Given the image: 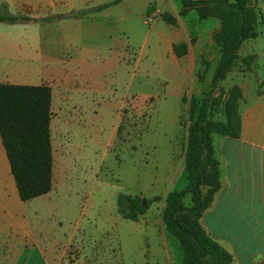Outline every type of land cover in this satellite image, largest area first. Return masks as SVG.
Wrapping results in <instances>:
<instances>
[{
    "label": "rangeland",
    "instance_id": "obj_1",
    "mask_svg": "<svg viewBox=\"0 0 264 264\" xmlns=\"http://www.w3.org/2000/svg\"><path fill=\"white\" fill-rule=\"evenodd\" d=\"M12 1L14 4L10 7ZM50 1L0 0V6L6 4L11 14L32 18L56 16L53 12L67 9V5L60 7ZM114 1L89 0L94 7ZM247 3L260 13L263 22L257 26L258 37L245 41L238 55H255L256 60L251 71L238 63L221 82L214 92L216 111L213 121L223 119L221 107L232 91L237 89L239 92L234 93L238 97L239 111L243 106V93L251 99L262 86L264 0H247ZM117 4L102 13L81 14L87 9L83 8L69 20L58 17L50 23L34 22L15 27L0 23L1 29L14 27L5 32L0 30L3 44L30 43L38 36L43 40L44 55L51 54L53 50L56 56H75V64L80 47L90 52L82 59L78 58L92 76L87 80L89 86L82 92H74L80 86L77 65L72 67L76 74L68 69L65 79H57L54 69L50 74L45 68V78H48L45 80L53 84L50 129L54 190L64 186L66 174L73 172L74 178L72 186L63 187L59 193V212L61 215L65 213L61 218L64 228L59 233L53 232L52 224L33 229L34 236H41L45 242L51 237L64 238L63 234L67 237L69 226L77 218L80 219V229L84 230L80 235L94 238L108 226H119L123 221L117 213L119 194L143 192L141 184L149 180L162 183L161 189L170 188L168 176L171 173L177 178L175 188H181L186 177L183 159L189 99L193 97L201 102L211 84L221 56L220 48L214 44L211 35L220 20L213 14L200 20L195 11L179 17V0H150L149 3L135 0V4L122 0ZM150 5L154 12L147 17L146 9ZM163 14L176 18L177 24L170 26L165 23L161 17ZM66 31L73 32L72 44L73 47L76 45L70 50L64 46L63 34ZM73 34L79 35L75 38ZM203 62L207 63L206 66ZM94 107L98 108L95 114L92 111ZM118 115L117 139L109 146L110 131ZM144 194L145 202L150 200L149 194ZM15 199L10 212H6L10 218L0 212V264L5 261L3 243L19 234L12 220L25 217L21 215H25V204L20 205L17 194ZM184 203L190 207L189 197ZM66 205H69L70 212L63 210ZM51 208L52 205L43 206L38 219L47 223ZM156 208L151 212L158 218ZM173 243L178 245L176 240ZM90 246L98 255L99 245L92 242L88 248ZM171 251L175 254L173 244ZM28 264L39 262L30 259Z\"/></svg>",
    "mask_w": 264,
    "mask_h": 264
},
{
    "label": "crops",
    "instance_id": "obj_2",
    "mask_svg": "<svg viewBox=\"0 0 264 264\" xmlns=\"http://www.w3.org/2000/svg\"><path fill=\"white\" fill-rule=\"evenodd\" d=\"M124 1L135 4V0ZM142 1L150 2V0ZM13 2H10V7L13 6ZM50 2L60 7L67 5V9L53 12L59 15L60 20H69L62 18L63 14L71 11L77 13L80 9L94 7L89 0H52ZM14 27L0 28V30L5 32ZM219 27L218 22L212 35ZM66 32L63 34L64 46L70 50L76 45L73 47L72 44L73 32ZM78 35L73 34V37L76 38ZM1 36L0 33V84L47 85L52 91L53 84L45 80L48 79L45 78V68H48L50 74L54 69L57 79H65L63 77L66 71L70 69L75 73L72 67L77 65L80 86L74 92H82L84 87L89 86L87 80L92 79V76L85 71L82 60H79L86 56V53H90L89 50L80 47L78 50L80 54L77 56L79 59L77 58V64H75L73 60L75 56H56L53 50L51 54L44 55L43 40L38 36L30 43L25 42L19 45L3 44ZM260 83L261 89L255 96L253 95V98L250 99L246 93H243V106L239 110L241 116L239 138L232 139L219 134H214L212 137L213 148L219 162L220 189L215 194L211 206L203 213L201 224L210 237L233 257L231 264H264V79H261ZM97 110V107L92 109L94 114ZM119 118L118 115L110 131L109 146L113 145L117 139ZM168 178L171 180L170 188L161 189L162 183H158L157 180L143 181L141 184L143 192L129 195L144 198L145 192L149 194L150 199L159 196L164 198L170 191L180 190L186 185L185 178L183 186L176 189L178 185L176 175L171 173ZM73 180V172L66 174L63 177V187H71ZM62 188L54 190L52 185L48 194L26 203L21 202L17 195L20 205L26 206H23L26 208L25 215L21 214L25 217L19 220L12 217L13 225L19 229V234L15 239L3 243L5 244L4 264H28L30 259H37L39 264H182L181 245L176 238L165 231L161 220L163 200L150 205L136 222L123 220L119 226L114 224L108 226L94 238L80 235L84 230L80 229L81 223L78 218L72 226H69L67 237L66 234H63L64 238L51 237L48 238L47 243L41 236L39 238L34 236V227L46 228L52 224L51 229L57 233L64 228L61 218L65 213L60 214V203L58 204ZM16 194L9 161L0 139V212L4 214L10 212L12 202L16 200ZM186 197H189L191 202L189 195L184 197L183 202ZM41 205L53 207L48 215L50 218L47 223L38 219L41 214L40 209L43 208ZM158 205L159 208H156ZM152 208L158 210V218L156 213L154 215L151 212ZM63 210L71 211L69 205H66ZM8 217L10 218V214ZM173 240H176L178 245H174ZM92 242L100 247L98 255L92 251L91 246L88 248ZM171 244L175 247V254L171 251ZM102 246H105V249H102ZM88 250L89 253H87Z\"/></svg>",
    "mask_w": 264,
    "mask_h": 264
},
{
    "label": "trees",
    "instance_id": "obj_3",
    "mask_svg": "<svg viewBox=\"0 0 264 264\" xmlns=\"http://www.w3.org/2000/svg\"><path fill=\"white\" fill-rule=\"evenodd\" d=\"M120 1L122 0L87 8L80 13L101 12ZM179 1V17L195 11L200 20L212 14L220 20V28L213 33L212 40L220 48L221 56L211 84L204 92L201 102L193 97L189 99L183 159L186 185L180 190L170 191L164 198L153 197L146 200V206L143 205L144 198L119 194L117 213L123 220L136 222L150 203L163 200L161 220L165 231L181 245L182 264H231L233 257L210 237L201 224L203 213L211 206L220 189L219 162L212 137L219 134L237 139L241 130V116L236 103L238 97L235 95L239 93L238 90L231 92L221 107L223 119L217 121H213L216 111L214 92L238 63L245 70H252L256 56L240 57L238 50L245 41L258 37L257 26L263 20L260 13L248 5L247 0ZM152 12L154 8L150 5L146 16L149 17ZM58 17L50 15L32 18L24 14L13 15L6 4L0 6L1 24L50 23ZM161 17L170 26L177 24V19L168 14ZM203 64L206 66L207 63ZM51 104L52 91L47 85L0 84V139L9 161L18 198L23 203L46 195L52 189ZM187 195L191 198L190 207H185L183 202Z\"/></svg>",
    "mask_w": 264,
    "mask_h": 264
},
{
    "label": "water",
    "instance_id": "obj_4",
    "mask_svg": "<svg viewBox=\"0 0 264 264\" xmlns=\"http://www.w3.org/2000/svg\"><path fill=\"white\" fill-rule=\"evenodd\" d=\"M61 17L65 18V19H72V18L76 17V12L75 11H71L69 13L61 15ZM143 205L146 206L145 200H143Z\"/></svg>",
    "mask_w": 264,
    "mask_h": 264
}]
</instances>
